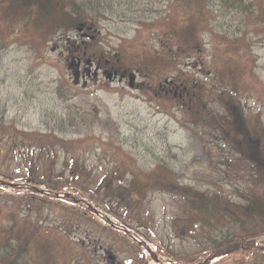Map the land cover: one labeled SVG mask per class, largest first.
<instances>
[{"label":"rangeland","instance_id":"rangeland-1","mask_svg":"<svg viewBox=\"0 0 264 264\" xmlns=\"http://www.w3.org/2000/svg\"><path fill=\"white\" fill-rule=\"evenodd\" d=\"M212 4L213 13L204 19L191 18L193 12L186 6L168 0H112L106 15L95 24L96 36L91 40L96 44L87 43V51L120 57L121 63L113 68L136 73L132 82L129 74L123 78L111 72L107 77L106 70L101 71L97 61L91 65L87 56L83 64L70 65L67 55L73 44L64 41V33L47 40L30 28L18 39L20 32L10 29L11 44L0 47V114L5 117L8 133L0 141L1 221L15 215L41 228L47 237H51L50 231L60 234L71 240L90 264H199L207 260L211 264L217 260L218 256L205 251L212 242L200 231L189 226L182 231V198L159 189L142 198L136 196V201L117 200L106 197L104 180L113 167H121L128 171L126 191L135 172L147 179L158 163L165 162L180 184L224 191L237 200L238 191L248 189L249 171L244 162L230 165L215 142L211 150L206 149L198 130L189 128L184 116L182 105L188 98H172L164 92L169 88L165 87L166 76L173 78L176 72L169 70L163 78H149L134 70L138 58L175 46L176 40L164 41L166 32L191 19H201L208 24L199 32L201 49L177 53L174 60L178 69L187 79L206 80L215 66L232 61L244 64V80L251 90L244 96L257 94L263 99L264 32L248 33L239 49H233L223 35L242 30V13L217 0ZM2 15L0 12V28H5ZM71 36L77 41L84 38L76 32ZM55 43L60 49L53 51ZM143 82L150 85L148 92L138 86ZM245 100L249 112L264 118L261 99ZM49 132L59 139L43 135ZM60 139L71 143L63 145ZM22 145L27 152L21 157L18 147ZM74 153L90 171L75 185L69 180L72 171L63 172L64 162ZM211 157L216 163L213 167ZM50 186L63 187L61 192L66 194L49 191ZM88 205L143 241L137 243L130 234L114 228ZM257 240L256 245L263 248L264 236ZM62 253L61 249L62 262L83 264L82 256L68 253L65 259ZM223 256L222 264H239L236 255L229 252Z\"/></svg>","mask_w":264,"mask_h":264},{"label":"trees","instance_id":"trees-1","mask_svg":"<svg viewBox=\"0 0 264 264\" xmlns=\"http://www.w3.org/2000/svg\"><path fill=\"white\" fill-rule=\"evenodd\" d=\"M112 0H0V12L3 14L5 28H0L1 49L11 44L9 32L16 28L18 39L23 38L24 32L33 28L41 37L51 40L60 33H64L65 42L73 44L68 50L69 64L77 65L86 56L101 65L119 66L121 58H112L101 52L87 51V43L92 42L97 28L98 19L106 15ZM225 8L242 13V30L237 33L224 34L223 38L233 49H239L246 41L248 33L264 32V0H217ZM170 4L186 6L193 12L191 18L207 17L213 13V0H168ZM204 21L189 20L166 32L164 41H177L175 46L163 53L155 50L157 56H144L142 60H135L137 68L143 75L152 77L154 74L162 76L167 70L176 66L174 56L179 52L194 53L201 49L198 39L199 32L208 28ZM200 29V31H199ZM73 32L84 35L77 41ZM258 33V32H257ZM87 36V38H85ZM93 46V45H92ZM242 51V50H241ZM241 53V52H240ZM235 56V55H234ZM137 58V57H136ZM143 61V62H141ZM114 64V65H113ZM144 70L145 74H144ZM246 65L232 61L223 66H215L213 74L206 80L186 81L178 73L173 82V89L179 91V97L188 98L185 102L184 115L188 118L189 128L197 129V135L210 150L213 142L222 152L227 161L239 160L249 166L250 185L246 191H238L240 199H234L225 192L201 190L193 186L180 185L177 175L167 163H158V167L151 177L142 179L135 172L133 180L128 183L125 191L124 182L128 171L121 167H113L105 174L107 196L117 200L127 198L136 201V196L144 197L150 190L162 189L175 194L185 202L182 219V231L189 227L197 229L203 238L212 242L205 251L211 255H220L211 264H222L223 255L231 253L238 257L239 264H264V248H256L257 239L264 236V119L261 115L252 114L247 105L242 104L245 92H250L249 84L245 82ZM209 76V75H208ZM208 78V77H207ZM182 83V84H179ZM172 97L171 95H167ZM254 99L261 98L257 94ZM264 101V99H263ZM5 117L0 114V141L8 134ZM47 138L54 137L51 132L44 133ZM59 139V138H58ZM63 145L71 143L60 139ZM52 143V142H51ZM73 143V141H72ZM53 144V143H52ZM44 147H47L44 142ZM34 148V147H33ZM32 148V150H33ZM27 152L21 146L20 155ZM211 155V153H210ZM213 167L216 163L209 158ZM72 171L69 180L78 184L79 179L89 174L85 163L79 154H72L63 165V172ZM39 184V183H38ZM54 192L62 191L63 187L50 186ZM185 218H187V222ZM181 219V220H182ZM51 237L44 235V231L32 225L27 220H21L13 215L11 219L0 220V264H82L80 261L62 262L67 254L80 255L81 252L60 234L52 233ZM83 264H90L89 258L82 253Z\"/></svg>","mask_w":264,"mask_h":264},{"label":"water","instance_id":"water-1","mask_svg":"<svg viewBox=\"0 0 264 264\" xmlns=\"http://www.w3.org/2000/svg\"><path fill=\"white\" fill-rule=\"evenodd\" d=\"M56 48H58V45L54 46V48H53V49H56Z\"/></svg>","mask_w":264,"mask_h":264}]
</instances>
